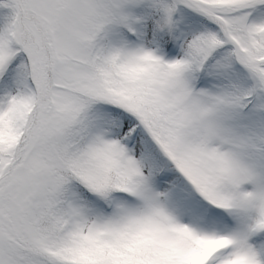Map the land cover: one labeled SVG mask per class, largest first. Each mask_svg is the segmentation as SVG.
<instances>
[{
    "label": "snow or ice",
    "instance_id": "snow-or-ice-1",
    "mask_svg": "<svg viewBox=\"0 0 264 264\" xmlns=\"http://www.w3.org/2000/svg\"><path fill=\"white\" fill-rule=\"evenodd\" d=\"M0 264H264V0H0Z\"/></svg>",
    "mask_w": 264,
    "mask_h": 264
}]
</instances>
